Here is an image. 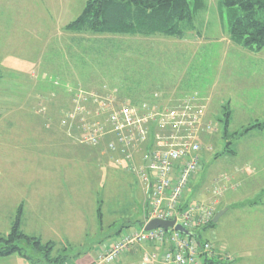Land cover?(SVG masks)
Here are the masks:
<instances>
[{"label":"rangeland","instance_id":"374dc122","mask_svg":"<svg viewBox=\"0 0 264 264\" xmlns=\"http://www.w3.org/2000/svg\"><path fill=\"white\" fill-rule=\"evenodd\" d=\"M87 1L27 0L6 9L21 20L14 17L11 34L0 36V73L22 69L30 76L39 63L51 84L29 85L22 77L9 85L3 76L0 95L19 111L9 121L22 132L42 126L41 118L21 113L29 111L44 118V125L38 132L14 135L20 142L14 150L0 139V235L9 234L21 209V231L39 238L42 246L51 244L49 259L56 262L21 240L17 245L26 258L13 254L0 257V264H92L99 248L117 240L118 230L140 228L145 200L137 179L99 164L101 158L91 147L78 144L74 128L60 126L61 115L71 108L69 93L114 95L120 103L131 104L154 100L164 89L172 99L180 88L187 99H195L188 102L201 110L203 123L215 128L198 137L199 172L186 200L202 199L220 176L235 185L221 205L229 209L199 232L200 239L227 253L230 264H264V134L246 135L244 128L254 118L242 116L248 101L245 81L260 73L248 68L249 50L230 40L229 15L219 7L220 0H187L193 19L181 29L182 37L69 31ZM229 103L241 112L225 127ZM58 144L76 149L68 156L70 164L62 162V167L52 157ZM230 145L237 155L228 153ZM244 165L254 171L248 173Z\"/></svg>","mask_w":264,"mask_h":264},{"label":"built area","instance_id":"2783aa9c","mask_svg":"<svg viewBox=\"0 0 264 264\" xmlns=\"http://www.w3.org/2000/svg\"><path fill=\"white\" fill-rule=\"evenodd\" d=\"M70 95L71 108L61 115L60 126L68 131L74 128L80 145L97 148L104 143L111 163L134 175L145 197L140 228L119 231L116 241L98 249L92 264H230L231 257L213 242L200 239L199 232L213 224L221 198L235 185L220 176L204 198L187 201L199 172L198 137L215 129L203 123L201 110L189 105L195 99L157 107L147 102L124 104L114 95L81 90ZM40 111L45 112L44 107ZM148 154L151 162L146 167ZM153 220L174 221L190 235L174 227L146 231Z\"/></svg>","mask_w":264,"mask_h":264},{"label":"trees","instance_id":"16d2710c","mask_svg":"<svg viewBox=\"0 0 264 264\" xmlns=\"http://www.w3.org/2000/svg\"><path fill=\"white\" fill-rule=\"evenodd\" d=\"M219 4L229 15L228 34L231 41L251 52L264 49V0H220ZM192 19L187 0H88L81 15L67 29L98 35L182 37L181 29L191 25ZM252 128L264 129V123ZM228 153H234L231 146ZM21 240L36 251L43 252L51 263L56 262V259H49L51 244L42 246L39 238L23 234L19 209L9 234L0 235V257L16 254L26 258L17 245Z\"/></svg>","mask_w":264,"mask_h":264},{"label":"crops","instance_id":"0c3cea01","mask_svg":"<svg viewBox=\"0 0 264 264\" xmlns=\"http://www.w3.org/2000/svg\"><path fill=\"white\" fill-rule=\"evenodd\" d=\"M13 1L10 3L8 0H2L0 2V36H2V37H8L9 34H11L10 32L13 30V28L11 27V24L14 21V17H17L18 19L21 20V16H19L17 13L7 12L6 9H9V10L10 9H16V7L18 5H23L25 3V1H27V0H16L17 1L16 3H13ZM219 7H220V5H219ZM236 47L241 48L240 46H236ZM37 54H38V52H37ZM247 55H249V58L252 61V63L249 64L248 68L249 69H255L256 73H258V74L260 73V76L258 78H253V76H250V78L246 79V81H245L244 93L246 94V98L248 99V101L246 102V105L244 107L245 112L243 113L242 116H244L246 118H254V120H252L250 123H248L247 127L244 128V130L246 129V131H244V132L246 135L250 134V133L262 135V134H264V129L252 128V129L248 130V128L251 126H255L256 124L264 123V49H262L259 52H250V51L248 52L247 51ZM40 60L41 59L39 58L38 62ZM40 66L41 65L38 63L36 65V67H37L36 72L31 73L30 76H28L27 71L22 70V69H20V71H18V70L11 71V73H8V71L6 70L5 73H0V86L2 84H4L3 83L4 79H7L6 84L13 85L14 84L13 79H19V78L22 79V77L25 78V80L27 81V83L29 85L32 84V85H36L38 87L43 86V85H47V86L50 85L51 84L50 81H46V80H51V79L46 78V76L44 75L45 71L41 70ZM3 76H4V79H3ZM31 78L34 81L31 80ZM29 81L31 83H29ZM167 90L168 89H166V90L164 89L163 92H161V90H159L160 92L155 93V94H158V96H159L158 100H150L149 99V100L141 101V103L147 102L150 104H155V105H157V107H172V106H174L178 103H181L182 101L187 99L186 94L183 96L181 93L182 91H185L184 89L180 88L179 91L177 90L176 93L174 92L175 94L172 96L173 97L172 99H169L168 96H166L168 93ZM178 92H180V94ZM4 96H6V95H0V135L4 134L5 137H3V138L1 137L0 139L5 141L4 143L7 144V146H6L7 149H13L14 150V148H19L18 146L15 147L14 145H17V143H20L19 141L16 140L17 136H14V135H17L18 133L26 134L25 132H27L28 134L30 132H33V133L38 132V129L41 130L43 125H44V121H43L44 118L39 117V115L38 116L35 115L33 112H31V113L29 111L21 112V113L31 115V117L36 119V120H39V118H41L40 120H42L43 124L41 123L42 126H38V127L33 126V127H28L27 129L24 128V130H25L24 132L19 131L16 128V126L14 125L13 121H9V117L12 118L14 116V113L17 114L19 111L13 109L14 104H13L12 100L7 99V96H6V98H4L2 100V98ZM70 97H71V95H70ZM41 100L42 99H40V101ZM26 101L28 102V99H26ZM258 102L260 103V105L257 104ZM137 103L139 104L140 102H137ZM131 104H133V103H131ZM38 105H39V103L37 104V110L39 108ZM133 105H137V104H133ZM225 105L226 104H224V106ZM221 106H223V105H221ZM224 106L221 108L223 109ZM37 110H36V112H38ZM227 111H228V118H227L225 127H227V126L229 127L230 123L232 122V118L233 117H239L237 112H241V111H236L235 109H233L231 107L230 103H229V106L227 107ZM28 130H30V131H28ZM21 144L23 146L26 144V146H27V141L26 142L21 141ZM72 146L73 145H68V144L67 145H59V144L54 145V147L52 148V151H54V152H52V157H53L54 161L59 162L58 167L59 166L62 167V165H61L62 162H64V164L65 163L70 164V159L68 158V156L76 150V149H73V147H75V146H73V147ZM103 146H104V143L97 148L91 147L92 148L91 151L93 153H95V155H97L98 158L99 157L101 158V160L97 158L99 160V164L102 165V162H103V165L105 167H108V166L111 167L112 166L113 168H115L118 171H122V172H125L128 174H131V173L125 171L124 169L117 167L115 164L111 163V161L109 160V157L107 156V154L103 150V148H104ZM230 146H231V148H233L232 145H230ZM233 150H234L233 156L237 155L235 148H233ZM61 155L65 156L66 158H63V156L60 157ZM63 159H66V160H63ZM98 160H97V162H98ZM63 166H65V165H63ZM244 166L248 169L247 170L248 173H252L254 171V168H252L251 165L250 166L244 165ZM132 176L134 177V175H132ZM236 180H238V179H236ZM140 187H141V185H140ZM141 191H142V187H141ZM233 192L232 191H226L224 193L223 197L220 200L219 211L225 210V213H226V210L229 209V207H230L229 205L226 207H222V208H221V205H222V202L224 201V199L226 197L230 196V194H233ZM142 194H143V191H142ZM143 197H144V194H143ZM201 198H204V196H202ZM144 200H145V197H144ZM144 213H145V201H144V205L142 207L141 217L139 218L140 219L139 220L140 226L143 222ZM21 217H22V211H21ZM21 222H22V220H21ZM118 234H119V230H118L117 235Z\"/></svg>","mask_w":264,"mask_h":264},{"label":"water","instance_id":"95a60500","mask_svg":"<svg viewBox=\"0 0 264 264\" xmlns=\"http://www.w3.org/2000/svg\"><path fill=\"white\" fill-rule=\"evenodd\" d=\"M150 162H151V155L148 154V159H147V161H146V163H145V166H146V167L149 166ZM224 214H225V210L218 212V213L215 215L214 219H213V223H214V224L217 223V221H218V220H219ZM173 227L175 228V230L179 231L180 233H183V234H185V235H190L188 232H186V231H185L184 229H182L180 226L174 225V221H172V222H160V221H155V220H153V221L149 222V223L145 226V230H146V231H149V230H155V229L161 228V229H163V230L166 231L167 229H169V228H173Z\"/></svg>","mask_w":264,"mask_h":264}]
</instances>
